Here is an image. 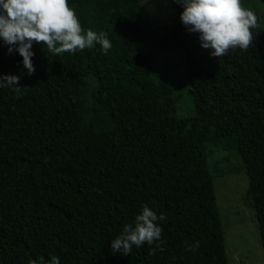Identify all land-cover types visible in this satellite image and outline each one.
Here are the masks:
<instances>
[{"label":"trees","instance_id":"1","mask_svg":"<svg viewBox=\"0 0 264 264\" xmlns=\"http://www.w3.org/2000/svg\"><path fill=\"white\" fill-rule=\"evenodd\" d=\"M167 1L175 22L160 32L141 24L139 0H68L112 47L57 56L33 44L31 76L0 40V75L27 87L0 88V264H226L209 147L242 164L264 264V30L258 22L247 51L213 57ZM174 48L193 109L181 119L152 67ZM144 204L166 217L164 250L113 253Z\"/></svg>","mask_w":264,"mask_h":264},{"label":"clouds","instance_id":"2","mask_svg":"<svg viewBox=\"0 0 264 264\" xmlns=\"http://www.w3.org/2000/svg\"><path fill=\"white\" fill-rule=\"evenodd\" d=\"M183 11L179 19L188 33L198 34L202 48L211 49V56L222 57L239 48L247 51L255 41L254 30L258 17L254 10L242 5V0H174ZM0 40L22 57L29 76L35 73L31 50L33 44L43 45L47 53L75 54L100 45L104 54L112 44L107 33L85 30L68 0H0ZM19 75H0V88L7 87L19 96L27 87H19ZM166 217L157 215L147 204L142 206L134 222L123 226L122 232L111 241L113 253L128 256L133 247L147 244L150 255L163 251V230L159 221ZM199 242L189 247H198ZM28 264H60L59 257L51 255L29 259Z\"/></svg>","mask_w":264,"mask_h":264},{"label":"rangeland","instance_id":"3","mask_svg":"<svg viewBox=\"0 0 264 264\" xmlns=\"http://www.w3.org/2000/svg\"><path fill=\"white\" fill-rule=\"evenodd\" d=\"M242 5L255 11L264 30V0H242ZM138 13L144 27H157L160 32L175 22L173 6L167 0H139ZM181 58V50L174 48L157 51L152 63L155 81L170 84L176 99L175 117L179 119L191 116L193 111ZM208 150L211 151L206 156V165L212 177L226 264H263L242 164L233 151L212 147Z\"/></svg>","mask_w":264,"mask_h":264}]
</instances>
